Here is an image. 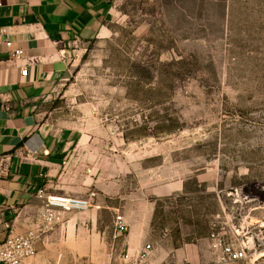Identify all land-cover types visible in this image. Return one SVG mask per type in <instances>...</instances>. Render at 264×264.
I'll return each mask as SVG.
<instances>
[{
	"label": "rangeland",
	"instance_id": "374dc122",
	"mask_svg": "<svg viewBox=\"0 0 264 264\" xmlns=\"http://www.w3.org/2000/svg\"><path fill=\"white\" fill-rule=\"evenodd\" d=\"M70 49L41 120L74 132L109 186L101 210L72 212L99 211L76 230L93 254L72 262L110 264L115 207L142 201L160 264H264V0H117L101 36ZM214 239L247 258L220 262Z\"/></svg>",
	"mask_w": 264,
	"mask_h": 264
},
{
	"label": "crops",
	"instance_id": "0c3cea01",
	"mask_svg": "<svg viewBox=\"0 0 264 264\" xmlns=\"http://www.w3.org/2000/svg\"><path fill=\"white\" fill-rule=\"evenodd\" d=\"M116 1L0 0V244L11 231L38 228L49 197L88 198L94 192L97 209L104 207L109 186L94 180L90 158L77 150L80 139L42 123L40 113L70 77V48L101 36ZM7 36L12 49L22 50L19 57L11 55ZM118 204L117 216L128 224L122 249L136 256L152 243L154 208L142 201L132 208ZM98 213L89 211L88 221L63 214L41 233L31 264H67L78 254H93L76 230L87 223L91 229ZM160 263L155 255L144 264Z\"/></svg>",
	"mask_w": 264,
	"mask_h": 264
},
{
	"label": "built area",
	"instance_id": "2783aa9c",
	"mask_svg": "<svg viewBox=\"0 0 264 264\" xmlns=\"http://www.w3.org/2000/svg\"><path fill=\"white\" fill-rule=\"evenodd\" d=\"M1 5V2H0ZM7 47L10 49L13 57H19L22 53L20 48L12 49V41L10 37L4 39ZM27 69H22V74L27 75ZM2 159H0V166ZM90 172V171H89ZM96 193L92 192L88 198L81 197H49L43 208V216L45 221L57 220L64 213L85 212L92 206V200ZM128 231L126 222L122 216H117L115 220L114 239L124 238ZM41 231L37 229L29 230L25 233H11L0 244V264H31V259L37 253V242L40 239ZM215 238V234L213 235ZM214 246L219 250V260L222 263H234L245 260L247 258L248 246L234 248L228 244H222L221 241L214 239ZM154 251L152 243H147L135 255L128 249L122 251L118 255L112 253L110 264H144L151 257ZM60 264V263H58ZM71 264H86L81 260H76Z\"/></svg>",
	"mask_w": 264,
	"mask_h": 264
},
{
	"label": "bare ground",
	"instance_id": "6f19581e",
	"mask_svg": "<svg viewBox=\"0 0 264 264\" xmlns=\"http://www.w3.org/2000/svg\"><path fill=\"white\" fill-rule=\"evenodd\" d=\"M255 192H259V193L261 192V194H264V184L257 187Z\"/></svg>",
	"mask_w": 264,
	"mask_h": 264
}]
</instances>
